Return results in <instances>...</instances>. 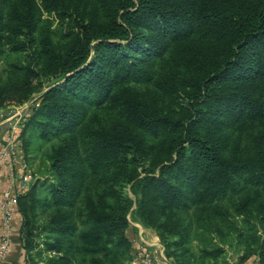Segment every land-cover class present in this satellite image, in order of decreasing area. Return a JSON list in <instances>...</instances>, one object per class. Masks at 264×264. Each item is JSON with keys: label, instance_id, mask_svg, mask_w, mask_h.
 Instances as JSON below:
<instances>
[{"label": "trees", "instance_id": "obj_1", "mask_svg": "<svg viewBox=\"0 0 264 264\" xmlns=\"http://www.w3.org/2000/svg\"><path fill=\"white\" fill-rule=\"evenodd\" d=\"M38 1L40 8L35 0H0V52L30 51L34 61V66L26 60L6 65L0 105L28 99L40 74L61 80L41 92L29 121L42 136L55 124L70 131L84 117L86 122L74 141L52 151L56 184H50V200L62 205L78 194L65 177L79 171L88 169L102 180L94 186L100 190L96 200L84 197L80 228L54 224L52 231L61 238L50 248L57 255L44 264H66L76 250L105 259L123 253L128 246L125 215L132 205L142 223L156 230L165 253L167 237L181 245L200 228L213 231L209 223L218 210L213 202L239 184L248 185L261 204L264 230V0ZM93 4L104 6L105 15L85 14ZM40 9L56 16L55 27L52 19L40 18ZM55 31L59 37H53ZM92 40L97 41L86 61ZM168 49L179 56L184 70L176 76L195 89L191 99L200 101L214 131L200 129L197 110H185L179 117L158 114L154 90L126 86L151 81L152 59ZM173 75L160 73L153 78L154 87L171 91L160 81ZM86 106L118 110L121 119L97 110L86 114ZM217 130L232 134L228 157L221 153ZM144 134L172 137L162 149L166 163H158L155 174L137 177L127 156L146 151ZM124 182L130 183L133 200L118 190ZM33 189L30 184L16 197L25 252L33 245L28 231H22L27 210L20 202L31 204Z\"/></svg>", "mask_w": 264, "mask_h": 264}, {"label": "rangeland", "instance_id": "obj_2", "mask_svg": "<svg viewBox=\"0 0 264 264\" xmlns=\"http://www.w3.org/2000/svg\"><path fill=\"white\" fill-rule=\"evenodd\" d=\"M36 6L39 7V1L35 0ZM85 14L94 12L98 16H103L107 9L99 4L87 6ZM4 11H1L3 14ZM40 18L52 19V26L57 21L53 14L46 15L40 9ZM85 16V15H83ZM3 18V17H1ZM55 27V26H54ZM60 32L55 31L53 37H59ZM97 40H92L87 45L88 56L86 61L92 55L89 47ZM120 41L121 40H117ZM6 48V47H5ZM0 79L5 76L6 65L12 63H22L28 61L31 65L34 64L30 51L24 52H9L3 50L0 52ZM34 66V65H33ZM152 77L156 78L160 73L171 72L175 75L168 79H163L160 82L163 86L171 89L167 93H162L154 87V79L147 83L127 84L130 88L142 89L148 87L154 90L155 106L158 114H168L173 117H179L185 110H197L196 119L199 121V127L206 133L214 131L209 125L210 117L200 105V101H194L191 98L196 96L195 89L186 81H181L177 74H184L181 67L180 58L175 55L171 49H168L162 57L152 59ZM56 78L44 76L40 74L33 79L35 92L30 97L21 103L4 102L0 105V138L5 132H12L15 135L23 154V158L31 168V181L28 184L34 185L31 204L27 201H21L20 207L27 210V224L22 229L23 233L28 231L32 241V248L28 252L23 251L24 264H44L49 257L56 256V251L50 248V245L57 238H61L57 231H52L54 224L64 222L73 223L77 228H80L79 209L83 206V200L86 195H89L93 200H96L97 193L100 192L97 187L101 183L100 174L90 173L85 169L84 173L80 171L73 177H65L79 192L74 195L68 203L62 205H54L50 200V184H56V179L51 173V155L53 149L66 141H74L80 130L84 127L86 117L77 122L70 131H61L60 128L53 127L45 135H40V131L33 126L32 120L29 121L34 109L38 106L39 95L47 86L55 83ZM57 82H61L58 80ZM56 82V83H57ZM191 105V109L189 105ZM92 110H97L99 113H104L106 116L121 119L118 110L99 109L93 106H86V114H90ZM194 116V115H193ZM219 136V144L222 155L230 156L232 147L234 146L231 140L232 134L228 130L216 131ZM147 139L148 148L140 156L131 158V165L134 171L140 177L146 173H156L158 163H166L167 155L165 150H162L168 145V140L172 134L150 137L144 134ZM242 154V151L240 152ZM173 157V154L170 155ZM159 164V165H161ZM85 168V165H84ZM110 180V178H108ZM95 186V187H94ZM118 188V187H115ZM118 190L126 195L129 199L134 198L130 190V183H123ZM249 196L246 199V196ZM218 208L215 212L212 221L209 223L214 228L213 231L200 228L199 230L190 233L189 237H185L182 244L175 237H167L170 245L164 255L168 258L170 264H241L249 260V262L260 264L259 260L264 256V230L260 218L261 204L252 197V192L248 185H235L234 189L225 197H222L213 202ZM19 229L21 217L18 215ZM126 225L123 230V235L127 240L128 246L126 250L118 252L116 256H110L107 259L96 253L92 255H84L81 251H74L66 264H130L131 259L135 256L133 253L135 245L139 239L147 240L153 236L160 238L154 228L145 225L139 219L132 205L126 215ZM19 234V230H18ZM62 250H65L63 244ZM164 252V251H163ZM113 250L109 252L112 255ZM122 253V254H121ZM169 253V254H168ZM121 254V255H120ZM264 260V258H263Z\"/></svg>", "mask_w": 264, "mask_h": 264}, {"label": "built area", "instance_id": "obj_3", "mask_svg": "<svg viewBox=\"0 0 264 264\" xmlns=\"http://www.w3.org/2000/svg\"><path fill=\"white\" fill-rule=\"evenodd\" d=\"M31 168L25 162L20 145L14 133L5 132L0 138V258L10 246V228L16 210V197L28 188ZM130 264H170L164 255L162 245L139 239Z\"/></svg>", "mask_w": 264, "mask_h": 264}, {"label": "crops", "instance_id": "obj_4", "mask_svg": "<svg viewBox=\"0 0 264 264\" xmlns=\"http://www.w3.org/2000/svg\"><path fill=\"white\" fill-rule=\"evenodd\" d=\"M2 183L0 182V189H1ZM19 216L18 213H14L12 217V226L10 228L9 237H10V246L6 254L0 258V264H24L23 261V255H22V249L20 245V239H19ZM0 234H1V227H0ZM147 241L150 242H156L158 241L157 237L153 236L150 239H147ZM241 264H255L252 262H249V260H246V262Z\"/></svg>", "mask_w": 264, "mask_h": 264}]
</instances>
